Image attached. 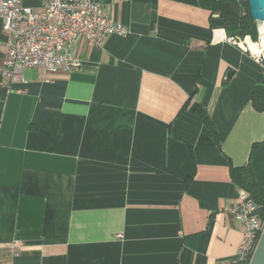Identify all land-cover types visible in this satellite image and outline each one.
Returning a JSON list of instances; mask_svg holds the SVG:
<instances>
[{
	"label": "crops",
	"instance_id": "0c3cea01",
	"mask_svg": "<svg viewBox=\"0 0 264 264\" xmlns=\"http://www.w3.org/2000/svg\"><path fill=\"white\" fill-rule=\"evenodd\" d=\"M96 1L126 33L76 41L80 69L18 84L1 76L0 20L3 264H229L244 235L231 169L264 189L263 65L200 0Z\"/></svg>",
	"mask_w": 264,
	"mask_h": 264
},
{
	"label": "built area",
	"instance_id": "2783aa9c",
	"mask_svg": "<svg viewBox=\"0 0 264 264\" xmlns=\"http://www.w3.org/2000/svg\"><path fill=\"white\" fill-rule=\"evenodd\" d=\"M0 20L7 36V58L1 76L10 84L23 82L27 68H42L48 73H72L81 67L71 50L76 41L103 47L109 37L122 36L126 28L103 14L96 0H45L42 11L27 7L23 0H0ZM251 55L263 65L264 53L249 48ZM239 44L238 38H230ZM231 216L240 220L244 235L237 255L229 264H250L264 232V218L249 194L242 191L236 205L229 208ZM28 243L14 240L8 247L12 256L24 251ZM4 249L0 247V264Z\"/></svg>",
	"mask_w": 264,
	"mask_h": 264
},
{
	"label": "trees",
	"instance_id": "16d2710c",
	"mask_svg": "<svg viewBox=\"0 0 264 264\" xmlns=\"http://www.w3.org/2000/svg\"><path fill=\"white\" fill-rule=\"evenodd\" d=\"M200 3L204 9L211 11V13H219L230 24L228 32L232 37L244 39L250 36L254 40L258 38L257 24L250 15L247 3L242 0H200ZM6 92V88L0 85L1 98H5ZM250 101L256 111L264 112V74L255 86ZM206 123L211 136L217 140L210 121L208 120ZM231 177L242 191L249 194L258 206L260 215L264 218V189L258 186L251 169L249 167L232 168Z\"/></svg>",
	"mask_w": 264,
	"mask_h": 264
},
{
	"label": "water",
	"instance_id": "95a60500",
	"mask_svg": "<svg viewBox=\"0 0 264 264\" xmlns=\"http://www.w3.org/2000/svg\"><path fill=\"white\" fill-rule=\"evenodd\" d=\"M247 3L252 19L264 28V0H242ZM250 264H264V232Z\"/></svg>",
	"mask_w": 264,
	"mask_h": 264
},
{
	"label": "bare ground",
	"instance_id": "6f19581e",
	"mask_svg": "<svg viewBox=\"0 0 264 264\" xmlns=\"http://www.w3.org/2000/svg\"><path fill=\"white\" fill-rule=\"evenodd\" d=\"M260 34H261V39L260 42H254V41H250L249 42V48L254 52L255 51H259L260 53H264V28L263 25L260 24Z\"/></svg>",
	"mask_w": 264,
	"mask_h": 264
},
{
	"label": "rangeland",
	"instance_id": "374dc122",
	"mask_svg": "<svg viewBox=\"0 0 264 264\" xmlns=\"http://www.w3.org/2000/svg\"><path fill=\"white\" fill-rule=\"evenodd\" d=\"M257 28H258V38L256 39L257 41L254 39H253V41L258 43V42H260V39H261L260 26H258V24H257ZM236 38H238V37H236ZM238 39H239L240 43L245 44V45L247 44L246 38L245 39L238 38Z\"/></svg>",
	"mask_w": 264,
	"mask_h": 264
},
{
	"label": "clouds",
	"instance_id": "9594fccd",
	"mask_svg": "<svg viewBox=\"0 0 264 264\" xmlns=\"http://www.w3.org/2000/svg\"><path fill=\"white\" fill-rule=\"evenodd\" d=\"M254 54H256V55H259V54H260V52H259V51H255V50H254Z\"/></svg>",
	"mask_w": 264,
	"mask_h": 264
}]
</instances>
